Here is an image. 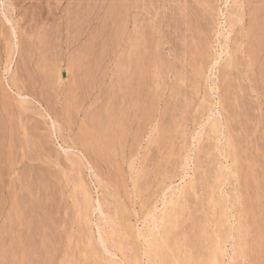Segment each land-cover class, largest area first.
I'll list each match as a JSON object with an SVG mask.
<instances>
[{
	"label": "rangeland",
	"instance_id": "1",
	"mask_svg": "<svg viewBox=\"0 0 264 264\" xmlns=\"http://www.w3.org/2000/svg\"><path fill=\"white\" fill-rule=\"evenodd\" d=\"M263 37L264 0H0V264H264Z\"/></svg>",
	"mask_w": 264,
	"mask_h": 264
},
{
	"label": "bare ground",
	"instance_id": "2",
	"mask_svg": "<svg viewBox=\"0 0 264 264\" xmlns=\"http://www.w3.org/2000/svg\"><path fill=\"white\" fill-rule=\"evenodd\" d=\"M262 2V1H261ZM242 6V5H241ZM124 8V7H123ZM236 8V7H235ZM261 9V8H260ZM91 10V9H90ZM262 11V10H261ZM83 12V11H82ZM116 12H117V10H116ZM121 12V11H120ZM260 14V13H259ZM259 14H257V15H259ZM81 15V14H80ZM83 15V14H82ZM122 15V14H121ZM77 16V15H76ZM78 17V16H77ZM253 17V16H252ZM261 17V16H260ZM259 18V17H258ZM262 18V17H261ZM232 19V18H231ZM253 19V18H252ZM260 19V18H259ZM262 20V19H261ZM80 22H82V21H80ZM90 22V21H89ZM121 22V21H120ZM120 24V23H119ZM73 27V26H72ZM248 28V27H247ZM120 29V28H119ZM261 31V30H260ZM263 31V30H262ZM116 32H117V30H116ZM119 33H121V32H119ZM117 34V33H116ZM246 34V33H245ZM79 36V35H78ZM264 38V37H263ZM137 39V38H136ZM139 39V38H138ZM93 41V40H92ZM142 41V40H141ZM36 42V41H35ZM75 42H76V40H75ZM138 42V41H137ZM71 43V42H70ZM89 44V43H88ZM142 44V43H141ZM144 45V44H143ZM127 46V45H126ZM128 48V47H127ZM139 50V49H138ZM257 50V49H256ZM248 51V50H247ZM82 53V52H81ZM140 53V52H139ZM251 54V53H250ZM140 56V55H139ZM251 57V56H250ZM264 57V56H263ZM28 58V57H27ZM139 58V57H138ZM150 59V58H149ZM239 60V59H238ZM259 60V59H258ZM124 61V60H123ZM231 61V60H230ZM125 62V61H124ZM129 64V63H128ZM55 65V64H54ZM232 65V64H231ZM259 66V65H258ZM47 67V66H46ZM42 69V68H41ZM43 69H45V68H43ZM259 69V68H258ZM264 71V70H263ZM259 73V72H258ZM41 77V76H40ZM259 77H260V75H259ZM80 78V77H79ZM257 78V77H256ZM35 80V79H34ZM264 80V79H263ZM43 81V80H42ZM264 82V81H263ZM140 83V82H139ZM81 84V83H80ZM127 84V83H126ZM139 85V84H138ZM14 87V86H13ZM37 87V86H36ZM130 87V86H129ZM134 87V86H133ZM140 87V86H139ZM144 87V86H143ZM42 88V87H41ZM135 89V88H134ZM4 90V89H3ZM86 90V89H85ZM123 91V90H122ZM115 93V92H114ZM43 95V94H42ZM65 95V94H64ZM71 96V95H70ZM80 96V95H79ZM136 96V95H135ZM65 97V96H64ZM138 97V96H137ZM229 99V98H228ZM227 99V100H228ZM66 100V99H65ZM79 100V99H78ZM131 100V99H130ZM126 101V100H125ZM124 103V102H123ZM131 103V102H130ZM135 103V102H134ZM140 103V102H139ZM24 105H25V103H24ZM132 106V105H131ZM239 106V105H238ZM242 106V105H241ZM137 107H138V105H137ZM228 107V106H227ZM226 107V108H227ZM76 108V107H75ZM231 108H232V106H231ZM227 110V109H226ZM5 111H6V109H5ZM13 111V110H12ZM5 113V112H4ZM68 113V112H67ZM114 113V112H113ZM71 114V113H70ZM111 114V113H110ZM119 114V113H118ZM100 115H101V112H100ZM115 115V114H114ZM147 115V114H146ZM122 116V115H121ZM25 117V116H24ZM8 118V117H7ZM10 118V117H9ZM101 118V117H100ZM71 119V118H70ZM115 119V118H114ZM120 120V119H119ZM83 121V120H82ZM122 122V121H121ZM81 123V122H80ZM96 124V123H95ZM114 124V123H113ZM82 125V124H81ZM116 125V124H115ZM121 125V124H120ZM33 126V125H32ZM85 126H87V125H84L83 127H85ZM129 126V125H128ZM103 127V126H102ZM126 127V126H125ZM29 128V127H28ZM124 128V127H123ZM129 128V127H128ZM58 129V128H57ZM126 129V128H125ZM130 129V128H129ZM25 130V129H24ZM91 130V129H90ZM12 131V130H11ZM28 131H29V129H28ZM92 131V130H91ZM94 131V130H93ZM106 131V130H105ZM123 131V130H122ZM121 131V132H122ZM39 132V131H38ZM124 133V132H123ZM15 134V133H14ZM104 134V133H103ZM122 134V133H121ZM33 135V134H32ZM84 135V134H83ZM97 135V134H96ZM89 136V135H88ZM13 137V136H12ZM120 137V136H119ZM33 138V137H32ZM31 138V139H32ZM111 138V137H110ZM40 140V139H39ZM115 141V140H114ZM15 143V142H14ZM28 143H29V140H28ZM27 143V144H28ZM89 143V142H88ZM124 143V142H123ZM32 144V143H31ZM113 144V143H112ZM30 145V144H29ZM39 145V144H38ZM90 145V144H89ZM228 145V144H227ZM28 146V145H27ZM97 146V145H96ZM121 146V145H120ZM236 147V146H235ZM121 148V147H120ZM229 148V147H228ZM6 149V148H5ZM10 149V148H9ZM232 149V148H231ZM230 149V150H231ZM126 150V149H125ZM124 150V151H125ZM228 151V150H227ZM116 156V155H115ZM104 157V156H103ZM110 166V165H109ZM99 170V169H98ZM0 175H1V173H0ZM112 176V175H111ZM110 177V176H109ZM249 181V180H248ZM257 181V180H256ZM243 184V183H242ZM36 185V184H35ZM249 189V188H248ZM243 191V190H242ZM259 192V191H258ZM252 193V192H251ZM243 197V196H242ZM251 200V199H250ZM174 201V200H173ZM18 204V203H17ZM176 204V203H175ZM39 205V204H38ZM20 206V205H19ZM40 206V205H39ZM17 207V206H16ZM249 207V206H248ZM15 208V207H14ZM13 208V209H14ZM260 208V207H259ZM21 209V208H20ZM35 209H37V208H35ZM16 210V209H15ZM169 211V210H168ZM22 212V211H21ZM18 213V212H17ZM167 215V214H166ZM15 216H16V214H15ZM171 216V215H170ZM169 216V217H170ZM172 216H173V214H172ZM253 216V215H252ZM257 216V215H256ZM261 216H263V215H261ZM167 218H168V215L166 216ZM239 218V217H238ZM171 220L173 219L172 217L170 218ZM12 220H13V218H12ZM16 220H17V218H16ZM167 220V219H166ZM169 220V219H168ZM170 221V220H169ZM168 221V222H169ZM244 221V220H243ZM255 221V220H254ZM253 221V222H254ZM165 222V221H164ZM245 223H247V222H245ZM163 224V223H162ZM256 224V223H255ZM263 224V223H262ZM248 225H250L249 223H248ZM239 228V227H238ZM262 228V227H261ZM245 229V228H244ZM43 231V230H42ZM240 231V230H239ZM256 231V230H255ZM42 235V234H41ZM249 235V234H248ZM43 238V236L41 237V239ZM150 238V237H149ZM248 238V237H247ZM46 240H47V237H46ZM45 241V240H44ZM248 241V240H247ZM41 242V241H40ZM158 244V243H157ZM217 244V243H216ZM253 244V243H252ZM262 246V245H261ZM215 247H216V245H215ZM220 247V246H219ZM243 248H245V247H243ZM242 248V249H243ZM260 248V247H259ZM166 249V248H165ZM218 249V248H217ZM216 249V250H217ZM221 249V248H220ZM264 249V248H263ZM23 250V249H22ZM249 251V250H248ZM213 252H215V251H213ZM217 252H219V251H217ZM244 252V251H243ZM255 252V251H254ZM262 252V251H261ZM20 254H21V252H20ZM216 254V253H215ZM22 255V254H21ZM217 255V254H216ZM216 255H213V256H215L216 257ZM219 255V254H218ZM253 255V254H252ZM26 256V255H25ZM148 256V255H147ZM212 256V255H211ZM212 256V257H213ZM248 256H250V255H248ZM219 258V257H218ZM25 259V258H24ZM191 259H192V257H191ZM211 259V258H210ZM213 259V258H212ZM28 260V259H27ZM169 261V260H168ZM168 261L166 260V262L168 263ZM175 261V260H174ZM211 261V260H210ZM240 261V260H239ZM25 262V261H24ZM176 262H178L177 260H176ZM189 262V261H188ZM217 262H219V260L217 261ZM235 262V261H234ZM261 262V261H260ZM185 263V262H184ZM187 263V262H186ZM253 263V262H252ZM263 263V262H262ZM178 264H179V262H178ZM181 264V263H180ZM206 264H208V263H206Z\"/></svg>",
	"mask_w": 264,
	"mask_h": 264
}]
</instances>
